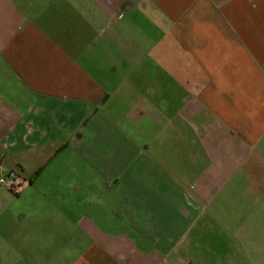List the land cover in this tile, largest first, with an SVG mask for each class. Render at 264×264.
<instances>
[{"label": "crops", "instance_id": "crops-1", "mask_svg": "<svg viewBox=\"0 0 264 264\" xmlns=\"http://www.w3.org/2000/svg\"><path fill=\"white\" fill-rule=\"evenodd\" d=\"M13 170L0 264H264V0H0Z\"/></svg>", "mask_w": 264, "mask_h": 264}, {"label": "built area", "instance_id": "built-area-1", "mask_svg": "<svg viewBox=\"0 0 264 264\" xmlns=\"http://www.w3.org/2000/svg\"><path fill=\"white\" fill-rule=\"evenodd\" d=\"M9 177V178H7ZM18 177V173L17 171L13 170L11 172H9L8 175L2 174L0 176V181L4 184H6L7 186L13 188L15 186V179H17Z\"/></svg>", "mask_w": 264, "mask_h": 264}]
</instances>
